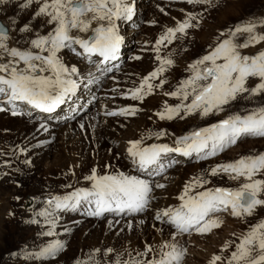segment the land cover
<instances>
[{
  "label": "rangeland",
  "instance_id": "obj_1",
  "mask_svg": "<svg viewBox=\"0 0 264 264\" xmlns=\"http://www.w3.org/2000/svg\"><path fill=\"white\" fill-rule=\"evenodd\" d=\"M43 2L32 0L31 3L41 5ZM142 4L135 27L134 45L126 52L122 47L118 66L105 72L110 75L105 78L106 82H100V98L86 111L87 117L73 119L70 127L72 137L64 135L63 138L62 134L52 131L50 134L36 123L0 111V264H114L117 259L123 261L132 257L148 260L156 256L160 245L164 243L175 244L184 252L180 264H209L214 255L221 257L216 264H225L250 226L264 220V206H257L250 216L237 217L229 211H220L210 217L219 224L211 231L201 234L193 229L188 233H177L170 224L157 220L155 216L152 219L149 214L177 207L181 203L179 196L182 189L195 177L206 179L208 184L205 187L208 188L239 187L245 182L243 178L231 179L223 172L210 175V170L242 156L264 153V137L251 135L239 138L234 145L206 159L195 160L190 155L182 163L174 161L167 165L162 170L164 173L150 178L152 199L140 214L129 215L131 217L119 215L120 218L107 213L95 219L87 214L58 209L54 212L55 227L46 223L45 217L37 215L42 209L48 208L46 201L52 196H60V192L74 191L79 187V183L70 182V155L75 156L79 163H84V173L91 172L92 164H96L94 168L101 175L122 172L144 179L134 170L127 152L120 148L122 144L113 142V134L119 130L109 131V126L102 120L109 112L119 113L122 108L135 107L138 110L134 115H107L110 117L109 124L123 133L128 129L136 132L137 122L143 120V125L137 129L140 130L138 139L154 140L157 136L152 133L168 131L173 133L176 141L178 137L234 113L247 115L264 107V92L254 96L242 93L225 105L222 111L214 110L206 116H202L199 110L187 116L181 110L180 115L171 120L160 119L157 115L166 104L174 106L181 103L180 97L165 93L175 91L180 82L192 74L189 65L206 55L220 40L227 38L230 30L248 21H256V31L264 33V24L259 23L264 19V0H209L208 3L144 0ZM189 14L194 17L191 20L193 27L186 29L183 34L177 33V38L171 43L156 44L167 28L176 27ZM20 16L21 12L17 8L4 13L0 3V22L6 26L8 33L17 30ZM40 16L41 20L45 18L44 15ZM28 23L31 24V21ZM30 28L27 26V30L20 33L26 34ZM126 29L122 27L121 32ZM245 36L244 33L239 34L236 42L243 43ZM260 50H264V41L239 49L242 55L248 56ZM158 55L173 61L171 66L166 65V70L151 81L154 86L161 80L164 83L154 87L144 99H132L131 90L139 86L144 76L160 67ZM259 82L258 77H250L246 87L251 89ZM190 102L191 98L183 101ZM165 136L167 139L159 142L171 143L168 133ZM127 141L129 143L131 140ZM255 178L264 179V173ZM156 184H163L164 187H155ZM259 198L264 199V193ZM85 205L88 206V203L84 202L82 207L89 211L91 208ZM33 220L37 222L32 223ZM49 230L53 235H44ZM56 240L61 241L64 247L55 255H37L42 248ZM146 247H151L153 251L136 256L137 252H145ZM107 249H112V252L105 255Z\"/></svg>",
  "mask_w": 264,
  "mask_h": 264
},
{
  "label": "snow or ice",
  "instance_id": "obj_2",
  "mask_svg": "<svg viewBox=\"0 0 264 264\" xmlns=\"http://www.w3.org/2000/svg\"><path fill=\"white\" fill-rule=\"evenodd\" d=\"M32 0H27L31 3ZM188 3H208L209 0H187ZM133 9L125 0H44L37 15H47L48 23L55 27L47 35L38 36L30 41L31 50H21L10 47L8 33L0 26V98H6L8 104L16 101H26L28 104L45 111H52L63 98L76 88V82L65 79L64 74L69 70L57 56V52L73 44L80 45L86 53H99L105 61L116 58L121 37L117 34L115 19H130ZM194 17L178 22L176 27L167 28L166 32L157 39L156 44L171 43L177 38V33H185L193 27ZM97 26L92 28L94 33L90 39L75 37L70 34L72 29L86 32L92 22ZM264 24V19L259 21ZM257 22L248 21L230 30L228 37L220 40L206 55L189 65L191 75L182 80L175 91L165 93L173 97H180L181 103L174 106L165 105L164 110L158 112L160 119H173L183 110L184 116L199 110L202 116L215 111H222L225 105L235 100L239 94L249 93L250 96L264 92V50L257 54L242 55L239 49L264 41V33L256 31ZM25 26L21 31H26ZM246 34L243 43H237L236 37ZM158 52L159 49H156ZM47 53L42 55L41 53ZM139 59V57H136ZM157 59L160 67L144 76L138 87L131 90L132 99H144L150 95L154 87H159L151 81L156 79L173 61L167 58ZM203 66V67H201ZM75 72V68L71 69ZM51 73V74H46ZM250 77H258L259 83L249 89L246 81ZM191 98L190 103H183ZM0 102H3L0 99ZM0 108V111H3ZM135 107L122 108L119 113L109 112L107 115H134ZM12 111V115H18ZM183 118V117H181ZM165 133H152L157 137ZM264 137V107L257 108L247 115L234 113L207 127L200 128L178 137L176 146L153 143L144 145L142 139L129 141L127 152L132 162L141 170L152 172L154 168L163 170L160 163L162 155L169 152H179L185 156L197 153L200 159L214 156L218 151L234 145L243 136ZM220 172L228 174L231 179L243 178L244 183L237 188L215 187L208 188V181L203 177H195L185 184L179 196L181 203L177 207H169L157 212L156 219L164 220L176 229L177 233H206L219 224L210 217L217 212L231 209L233 216L252 215L257 206H264V199L259 198L264 193V179H257L264 173V153L242 156L239 159L219 164L211 168L210 175ZM156 174H159L158 172ZM84 179L91 182L90 188H76L64 196H52L46 201L48 208L42 209L37 215L45 217L46 223L55 227L54 212L58 209H76L78 205L87 202L93 207L87 212L90 216H102L107 212L138 213L148 206L152 185L149 180L138 176L115 174H98L95 168ZM155 187L163 188V184ZM32 223L37 221L33 220ZM44 235L51 236L49 230ZM227 245H225L226 247ZM64 247L56 240L42 248L38 256L55 255ZM99 251V250H96ZM146 247L145 252H137L136 256H143L152 252ZM112 249L105 250V255ZM131 255V254H130ZM184 252L175 244L160 245L156 256L148 260L132 257L128 260L114 261V264H180ZM221 260L214 255L209 264H216ZM80 264V262H77ZM228 264H264V220L251 225L236 244V250L231 253Z\"/></svg>",
  "mask_w": 264,
  "mask_h": 264
},
{
  "label": "bare ground",
  "instance_id": "obj_3",
  "mask_svg": "<svg viewBox=\"0 0 264 264\" xmlns=\"http://www.w3.org/2000/svg\"><path fill=\"white\" fill-rule=\"evenodd\" d=\"M39 1L41 2V0ZM143 1L144 0H126V3H130V6L133 9L131 18L125 19L121 17V18L115 19L116 31H117V34L121 37L120 46L121 48L124 47V52H126L130 48V46L134 45V41L136 40V39L134 40L135 32L137 31L136 30L137 28L135 27L138 22V17H140L139 12H141ZM0 3H1V9L4 13L7 11H10V9L12 8H17L21 12V16L18 17L19 19L17 18L20 23L18 24L19 27H17V30L12 33L7 32L8 37H9L7 42L9 46L17 47L21 50H31L33 52H39L38 49H35L31 46L30 41L32 39H35L38 36L47 35L55 27L54 23L53 24L48 23L49 17L47 15H44L45 18H43V20H41L40 15H37L39 7L41 6L40 3L34 5L33 3H27V0H1ZM29 21H31V24L28 23ZM24 26L31 27L29 29L30 31L26 34H21L20 33L21 27H24ZM96 26H97V23L93 21L91 28L88 31L80 32L77 29H72L70 34L75 37H80L83 39H90L91 36L94 35L91 29L95 28ZM122 27L127 28L125 32H121ZM121 50L119 51L120 55L123 52ZM41 54L46 55L47 53L45 52ZM57 56L60 59V61L64 64V66L69 70L67 73L64 74V78L75 81L76 88L73 92L69 93L63 98L62 102L58 104L59 107L56 110L45 111L43 109L35 107L34 105L28 104L26 101H16L13 104H8L6 102V98H0L3 100V102H0V108H3L4 109L3 111L6 112V114L10 116L12 115V111H17L19 113L18 115H16L17 117L25 121H30L31 123H36V125L42 126L43 130H46L50 134L54 132L59 135L62 134L63 138H64V135H66V137L67 136L72 137L73 134H72V130L70 129L72 125L71 122L73 121L75 117H78V119L84 118L87 115L86 111L89 110V107H91V105L93 104L98 103L97 99L100 98L98 96L101 93L100 86L102 87V83L100 82L101 81L106 82L107 79L105 78L108 76L109 73L105 74V72L109 68L114 67L115 66L114 61L116 60L119 61V59L115 58L113 60L105 61L103 57L99 55V53H86L84 52L83 48L78 44H73L70 47L60 49L57 52ZM73 68H75L76 70L75 72L71 71V69ZM46 74H51V73H46ZM52 112H55V114L53 113L52 115ZM102 120L103 122H106L107 125L109 126L108 127L109 131H111V129L113 131L119 130L118 133H115V134L112 133L113 136H115V138H113V142L114 143L120 142L122 144L120 148L126 152H127V148L130 146L127 140H136V138L138 139V137L140 136V130H137V129H139L141 125H143L142 123L144 122L143 120H140L137 122L136 128H135L136 132L132 129H128L126 133H123L124 131H122L121 129H118L117 127H112L109 124L108 122L110 121L109 116L107 115L104 116ZM167 133L172 142L171 143L170 142L160 143L159 141L167 139L165 136V134ZM165 134L162 136L156 137V139H154L155 141L154 140H145V141L142 140V142L144 145L159 143V144H168L170 147H175L176 144H175V138H174L173 133L171 134L168 131H166ZM191 155L194 157L195 160L200 159L197 153H192ZM127 156L130 158L134 170L137 171L144 179H147L150 181L151 180L150 178L152 176H157L161 174V172H163V171H160L158 167L154 168L152 172H149L148 170H141L133 164L132 159L129 156L128 152H127ZM74 157L70 155V158L72 159L71 160L72 168H71V174H70V179H71L70 182H73V183L77 182V185L79 183V187L77 188H82V187L84 188L87 186L90 188L91 182L84 179V177L90 175L91 172L84 173L83 172L84 168L82 165L84 163H81V162L79 163L78 159ZM187 157L188 156H185L179 152H169V153L162 155L160 163L163 165V169H164L167 165L171 164L174 161H178L180 163H182L183 161H186ZM200 160H203V159H200ZM92 165H93L92 168L96 166V164H92ZM157 172L159 174H156ZM70 192L72 191L66 190L58 194H60V196H64ZM83 204L78 205L76 209H67L66 211L67 212L74 211V212L83 213L84 215H86L88 210L82 207ZM86 207L89 209L92 208V206L89 204ZM227 211L231 212V209L229 208ZM109 213H112L115 216L124 215V214L129 216V215L138 214L139 212L138 213L125 212V213H119V214L115 212H109ZM149 214L151 215V218L154 216L156 217V213L154 212L149 213ZM91 217H94L96 219V218H100L101 216L99 217L91 216ZM225 264H228V263L225 262Z\"/></svg>",
  "mask_w": 264,
  "mask_h": 264
},
{
  "label": "water",
  "instance_id": "obj_4",
  "mask_svg": "<svg viewBox=\"0 0 264 264\" xmlns=\"http://www.w3.org/2000/svg\"><path fill=\"white\" fill-rule=\"evenodd\" d=\"M0 26H2V27H4L5 28V30L7 31V28H6V26H4L1 22H0Z\"/></svg>",
  "mask_w": 264,
  "mask_h": 264
}]
</instances>
